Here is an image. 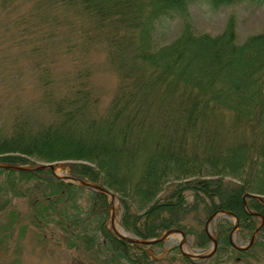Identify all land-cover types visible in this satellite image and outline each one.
I'll list each match as a JSON object with an SVG mask.
<instances>
[{
	"label": "trees",
	"instance_id": "trees-1",
	"mask_svg": "<svg viewBox=\"0 0 264 264\" xmlns=\"http://www.w3.org/2000/svg\"><path fill=\"white\" fill-rule=\"evenodd\" d=\"M32 1L36 8L43 4L62 14L61 19L45 17L43 28H59L64 20L68 29L69 23L77 24L68 31L77 40L67 54L105 49L118 81L101 110L87 69L61 81L47 68L41 70L38 81L49 121L39 128L17 121L11 133L1 134L0 163L67 162L70 176L117 196L120 226L140 240L178 229L197 238L194 248L205 249L209 238L194 228L220 210L233 213L240 234L249 238L260 221L246 213L243 198L259 195L264 203V31L239 44L233 17L216 36L196 34L188 18L189 7L198 2L229 8L248 2L262 6L264 0ZM176 19L183 22L180 35L159 45L165 25ZM44 33L33 39L54 37L53 30ZM17 175L35 189L34 182L43 180L48 192L32 201L33 218L57 227L68 248L81 249L77 239L90 237L85 250L98 259L157 262L148 249L161 243L131 246L108 230L103 194L61 182L49 171ZM246 206L264 217L257 200L246 199ZM216 223L218 248L212 260L232 248L233 225L226 218ZM254 245L238 255L264 248V226Z\"/></svg>",
	"mask_w": 264,
	"mask_h": 264
},
{
	"label": "rangeland",
	"instance_id": "rangeland-1",
	"mask_svg": "<svg viewBox=\"0 0 264 264\" xmlns=\"http://www.w3.org/2000/svg\"><path fill=\"white\" fill-rule=\"evenodd\" d=\"M53 14V17H62L61 13L49 11L43 4L36 8L32 0H0V135L11 133L14 124L21 120L37 128L47 125L50 116L42 102L38 81L39 73L44 68L48 69L52 78L60 81L77 69H87L91 73L92 86L99 92L101 110L112 99L118 80L108 64L106 50L101 47L89 52L74 49L72 54H67L69 45L77 40V35L68 31L78 26L69 23L68 29L64 20L59 28H43V19ZM230 17L235 20L239 44L264 31V5L254 6L248 2L229 8H213L209 3L198 2L189 7L188 20L196 34L219 35ZM182 24L180 19L169 21L162 30L163 35L158 44L171 43L180 35ZM49 30L54 31L52 39L42 42L33 39L37 38L38 32ZM44 34L38 39L44 38ZM32 162L35 161L30 159V163L24 166H32ZM60 173L70 175L69 168H63ZM34 184H38L39 189H35L32 184L25 185L17 173L8 174L0 170V264H113L109 257L98 259L85 250L90 237L77 239L81 249L68 248V240L62 239V233L57 227L33 218L32 201L36 196L48 192L43 180ZM84 199L82 196L80 201ZM113 205L114 225L110 223L109 211L106 222L109 231L113 230L115 223L122 229L117 196ZM222 218L225 217L217 220ZM217 220L208 225L213 239ZM227 220L233 225V219ZM205 223L203 227L194 229L204 231ZM251 236L246 238L241 235L238 228L232 234V242L237 247H246ZM185 238V244L182 245L185 253L207 255L212 248L211 242L205 249L194 248L193 243L197 238L190 235ZM256 240L251 248L255 246ZM180 241V236L174 235L161 243V247L151 246L154 248L148 249L150 259L156 260L155 264H187L182 259ZM237 252L233 247L222 250L216 259L212 260L214 254L202 264H264V248L261 246L255 247L250 255H238Z\"/></svg>",
	"mask_w": 264,
	"mask_h": 264
},
{
	"label": "water",
	"instance_id": "water-1",
	"mask_svg": "<svg viewBox=\"0 0 264 264\" xmlns=\"http://www.w3.org/2000/svg\"><path fill=\"white\" fill-rule=\"evenodd\" d=\"M68 163L67 162H53V163H38L34 166H21V165H8V164H4V163H0V170H4L7 172H15V173H21L23 172H42V171H49L51 173V175L54 177V179H57L61 182H66V184H71V185H75L77 187H84V188H88L92 191L98 192L103 194L107 199H110L109 203H108V211H109V216H110V223L111 225H114V219H115V208L113 203L116 200V196L109 191V189H105L103 187H101L100 185L87 181V180H81V179H75L74 177L70 176V175H62V173H60V170H62L63 168L66 167ZM255 199L257 200V202L259 201L263 207H264V203H263V197L259 196V195H254V194H246L243 198V208L246 211V213H248V215L254 216L258 219H260V224L258 226L257 229H255L252 233V236L250 238V241L248 243V246L246 247H237L233 244L232 242V234L238 230V226H239V220L238 218L231 212L229 211H224V210H220L215 212L214 214H212L206 221V225H205V235L206 237L209 238L210 242H211V250L209 253H207V255H201L199 253L197 254H190V253H185L183 251L182 245L185 244L186 238L184 236V234L178 230V229H169L164 231V233H162L159 237L157 238H153L150 240H140L137 239L133 236L128 235L123 229L121 233H118L115 230V227L113 226V230L112 234L116 236V238L119 241H124L126 243H128L129 245H136L139 247H151L154 246L155 244H159V243H163L167 238H170L174 235H178L181 238L180 244H179V249L181 252V255L186 259H190L193 261H197V260H202V261H206L207 259H210L217 251V240L213 239L210 234H209V229H208V225L211 222L216 221V219L218 217H226V218H231L234 220L233 223V228L229 233V244L230 246H232L233 248H235L237 251H246L249 250V248L253 245L254 241L256 240V238L259 236V231L260 229L264 226V217L262 215H260L259 213H253L250 211H247V207H246V199Z\"/></svg>",
	"mask_w": 264,
	"mask_h": 264
},
{
	"label": "bare ground",
	"instance_id": "bare-ground-1",
	"mask_svg": "<svg viewBox=\"0 0 264 264\" xmlns=\"http://www.w3.org/2000/svg\"><path fill=\"white\" fill-rule=\"evenodd\" d=\"M115 230L118 232H122V229H120V227L117 223H115Z\"/></svg>",
	"mask_w": 264,
	"mask_h": 264
}]
</instances>
